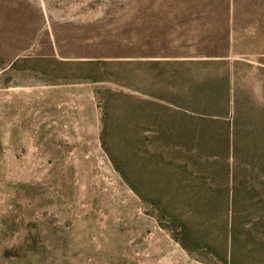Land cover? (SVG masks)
Listing matches in <instances>:
<instances>
[{
	"label": "rangeland",
	"instance_id": "1",
	"mask_svg": "<svg viewBox=\"0 0 264 264\" xmlns=\"http://www.w3.org/2000/svg\"><path fill=\"white\" fill-rule=\"evenodd\" d=\"M263 49L264 0H0V264H264Z\"/></svg>",
	"mask_w": 264,
	"mask_h": 264
},
{
	"label": "crops",
	"instance_id": "2",
	"mask_svg": "<svg viewBox=\"0 0 264 264\" xmlns=\"http://www.w3.org/2000/svg\"><path fill=\"white\" fill-rule=\"evenodd\" d=\"M264 50V49H263ZM259 51H261V50H259Z\"/></svg>",
	"mask_w": 264,
	"mask_h": 264
}]
</instances>
